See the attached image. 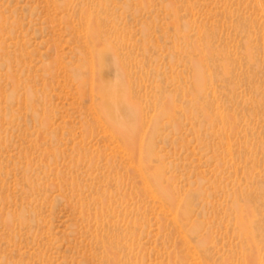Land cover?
<instances>
[{
  "label": "rangeland",
  "instance_id": "rangeland-1",
  "mask_svg": "<svg viewBox=\"0 0 264 264\" xmlns=\"http://www.w3.org/2000/svg\"><path fill=\"white\" fill-rule=\"evenodd\" d=\"M0 264H264V0H0Z\"/></svg>",
  "mask_w": 264,
  "mask_h": 264
}]
</instances>
